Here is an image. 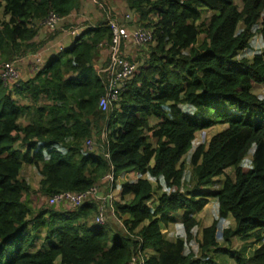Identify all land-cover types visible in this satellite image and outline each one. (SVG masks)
I'll return each instance as SVG.
<instances>
[{"label": "trees", "instance_id": "trees-1", "mask_svg": "<svg viewBox=\"0 0 264 264\" xmlns=\"http://www.w3.org/2000/svg\"><path fill=\"white\" fill-rule=\"evenodd\" d=\"M123 1L154 45L109 112L98 105L105 84L96 70L111 40L107 20L86 26L30 79H0V264H129L139 252L145 264H215L211 251L264 264V97L252 92L264 85V48L239 59L255 33L264 45V0ZM81 7L82 0H0V71L39 50L35 40L51 13L65 20ZM216 126L227 128L195 145L197 134ZM103 133L108 160L101 146L86 148L89 140L103 143ZM187 155L192 183L184 191ZM24 166L38 171V194L47 200L99 187L113 173L110 188L119 181L120 198L112 216L123 228L96 224L99 206L91 198L34 210ZM131 174L138 178L124 180ZM143 176L165 189L154 204ZM218 181L219 190L208 192ZM210 198L218 220L234 219L223 230L226 243H261L248 258L219 246L217 219L203 229L200 257L188 249L199 227L195 215ZM179 212L185 239L170 241L163 229Z\"/></svg>", "mask_w": 264, "mask_h": 264}, {"label": "rangeland", "instance_id": "rangeland-1", "mask_svg": "<svg viewBox=\"0 0 264 264\" xmlns=\"http://www.w3.org/2000/svg\"><path fill=\"white\" fill-rule=\"evenodd\" d=\"M99 4H94L92 0H82V7L81 11L79 13H74L73 16L70 18H67L63 21H61L57 27L54 29L55 31H50L46 27L42 28L40 31L39 36L36 38L35 43H41L39 46V50L36 52L30 53L29 55L36 56L32 57L30 59L28 58V54L22 57V61L20 64H24L29 69H25V78L21 76V73L19 71V76L23 81H26L29 79L30 73L31 77L34 76V67H37L39 69L43 68L54 56H56L61 49H68L71 48L75 42V36L73 35L74 31H83L86 26H93L96 24V22L104 21L107 18L115 17L120 22H124L125 24L127 22V26L130 29L139 28L141 26L138 25V18H133L130 21H125V17L130 14H134L132 12H129L126 6V3L123 0H98ZM238 3V0L236 1ZM111 15V16H110ZM210 16L209 14L204 15V18H207ZM0 18H3L2 15H0ZM143 27V26H142ZM72 29V30H71ZM150 30V29H148ZM154 43H148L145 45H138L136 43L132 44L129 43L127 46L130 48L131 52H125L124 54L128 56L129 59L135 61V63L141 68L144 61L148 57V54L150 52V46H153ZM264 48L261 36L259 34L254 35L250 42V48L246 51L242 52L239 55V59L242 57H248L252 58L255 54L261 52ZM41 51V52H40ZM131 53V54H127ZM108 52L103 51L102 52V60L99 65L96 66V70L99 68H102L105 61L108 59ZM25 59V60H24ZM11 63V62H9ZM15 64V63H14ZM15 67L18 68V63L15 64ZM253 94H256L260 97H264V85H257L253 89ZM151 125H155L156 121L154 119L150 120ZM227 126H216L212 129L202 131L201 133L197 134L195 145L199 144H206L208 145L209 141L212 139L213 136L218 134L219 132L226 129ZM94 143V149L93 151H89V153H94V151L101 146L103 143H98L97 141L93 140ZM252 153L253 149L249 152L247 157L245 158L243 162V166H251L252 167ZM190 155H187L183 159V163L185 166V177H184V191L187 190L192 183V167L189 162ZM32 166H24L22 170V178L28 180L30 184L33 187V192L31 197L29 198L31 203V207L34 210H37L39 207L46 208L47 206V199L43 196H40L38 194V188H39V181H40V175L36 169H34ZM247 168V167H246ZM225 176L234 177V173L231 170H227ZM225 176L218 178L217 180H224ZM138 176H133L131 174L130 176L124 177V180H135ZM147 180H150L151 184L154 188V194L151 199V204H154L158 197L162 193L165 192L164 188L159 187V183L156 180H153L152 178L145 176L143 177ZM219 183V181H218ZM222 183V182H221ZM221 183L215 184L211 188L208 189V192H216L221 187ZM110 185L108 183L102 182V185L99 186V191L101 195H105V191H107L108 187ZM119 191H120V183L117 181L112 187V192L110 193L111 197L116 199V202L119 201ZM55 210L63 209L61 208H54ZM65 210V209H63ZM48 216V215H47ZM183 212L176 213L173 217H175L176 222L174 224H170L167 228L163 229V233H165L167 239L170 241L175 239H185V233L183 230V221H182ZM197 221H199V227L195 230L197 231V236L194 238V241H192L188 245V249L191 250L196 254L197 257H200L201 251H200V244L202 242V232L205 227H208L212 225V223L218 218V202L215 198L209 199V204L204 208V210L198 214L195 215ZM231 220H218V241L219 246L223 249H230L239 252L241 255L246 256L248 258L252 252L258 248L261 243H257L254 240H249L247 242L240 240L239 238L233 239L229 244L226 243L223 239V230L228 229L229 227L234 226V219L230 216ZM108 226L114 227H122V223L119 221H116V219L110 214L108 215V223L106 224ZM210 256L213 258V261L215 264H238L233 258H230L228 255L223 253H214L213 251L210 252ZM56 264H59L57 261Z\"/></svg>", "mask_w": 264, "mask_h": 264}, {"label": "built area", "instance_id": "built-area-1", "mask_svg": "<svg viewBox=\"0 0 264 264\" xmlns=\"http://www.w3.org/2000/svg\"><path fill=\"white\" fill-rule=\"evenodd\" d=\"M94 4H99L98 0H92ZM130 17L127 16V19ZM62 21V18L58 17L56 14L51 13L47 20L44 22L50 30H54L57 25ZM109 26L112 33L111 42L108 45L109 49V62L108 64L101 68L98 75L104 80L105 93L99 100L100 109L107 113L114 102H117L120 95L125 91L127 86V81H129L135 71L136 65L130 63L125 59L122 53V46L125 42H134L136 44L147 43L152 40L151 32L144 29L128 30L123 24L119 22L117 18H111L109 20ZM73 35L77 38L81 35L80 31H74ZM63 49H61L62 51ZM19 78V72L15 67L14 62L4 63L0 71V79L3 82H15ZM103 143L105 146L102 147V153L104 157L108 160V143L106 141V135H102ZM89 150H93L94 143L88 141L86 143ZM113 170V167H111ZM105 181L112 185L114 182V175L110 173L105 177ZM111 190L105 191V195H101L99 187H92L84 193H74L70 191L60 192L52 195L48 200V205L59 206L68 205L70 207H78L82 205L87 199H93L98 202V213L94 219L96 224L105 225L108 223V215H114L113 203L116 200L111 197ZM107 207H109L110 213L107 214ZM146 258V257H145ZM139 252V254L132 257L129 264H145L146 259Z\"/></svg>", "mask_w": 264, "mask_h": 264}, {"label": "clouds", "instance_id": "clouds-1", "mask_svg": "<svg viewBox=\"0 0 264 264\" xmlns=\"http://www.w3.org/2000/svg\"><path fill=\"white\" fill-rule=\"evenodd\" d=\"M96 5V4H95ZM111 16V15H110ZM127 16H129L130 18L129 19H127ZM126 17H125V21H130V20H132L133 18L135 19V17H134V14H132V15H130V14H128ZM111 18H115V17H110V18H107L106 20L108 21V24H109V20L111 19ZM63 21V20H62ZM120 22V21H119ZM121 24H123L128 30H135V29H144V30H147V29H145V28H143V27H139V28H133V29H130L128 26H127V23H129V22H127L126 24L124 23V22H120ZM46 27V26H45ZM110 27V26H109ZM47 28V27H46ZM48 29V28H47ZM85 29V28H84ZM50 30V29H49ZM72 30V29H71ZM50 31H54V30H50ZM77 31V30H76ZM111 31V30H110ZM147 31H149V32H151L150 30H147ZM81 33H82V31H80ZM151 34H152V32H151ZM111 36H112V33H111ZM76 38V37H75ZM152 40H153V36H152ZM152 40L151 41H149V42H147V43H143V44H141V45H145V44H148V43H150V42H152ZM110 42H111V40H110ZM129 43H132V44H134V42H125L124 44H123V46H122V53H123V56L125 57V59L127 60V61H129L130 63H133V64H135L137 67H136V71H135V73L138 71V69H139V66L135 63V62H132L129 58H128V56L127 55H125L124 54V52H125V46L127 45V44H129ZM110 44V43H109ZM109 44H106V46L105 47H107L106 49H107V52H108V54H109V49H108V45ZM138 45H140V44H138ZM101 47V46H100ZM63 51V50H62ZM61 52V51H60ZM22 58V57H21ZM21 58H17L16 60H14L13 62L16 64V63H19L18 61L19 60H21ZM108 62H109V56H108ZM7 63H9V62H7ZM12 63V62H11ZM108 64V63H107ZM103 68V67H102ZM34 69H36V71H34L35 73L38 71V69L39 68H37V67H34ZM101 69V68H100ZM100 69H99V71H100ZM18 70V69H17ZM20 70H18V72H19ZM98 71V72H99ZM135 73H134V75H135ZM133 75V76H134ZM19 79H20V76H19V78H18V80H16L15 82H17V81H19ZM10 82H13V81H10ZM10 82H4L5 84H7V83H10ZM128 82V81H127ZM105 91V90H104ZM105 93V92H104ZM104 95V94H103ZM100 100V99H99ZM99 105V104H98ZM100 108V107H99ZM102 111V110H101ZM109 111H110V109H109ZM108 111V112H109ZM103 112V111H102ZM105 113V112H104ZM105 135H106V133H104ZM103 135V134H102ZM102 138V137H101ZM89 141H93V140H89ZM106 141H107V135H106ZM88 142V141H87ZM86 142V143H87ZM108 143V142H107ZM104 144L105 143H103L102 145H101V147H103L104 146ZM86 148H87V145H86ZM88 149V148H87ZM94 149V148H93ZM89 150V149H88ZM89 151H93V150H89ZM34 168V167H33ZM35 169V168H34ZM22 175V174H21ZM107 177V176H106ZM103 182H106V183H108L107 181H105V178L103 179ZM109 184V183H108ZM111 186V185H110ZM110 186L108 187V189L107 190H111L112 191V189L110 188ZM60 193V192H59ZM50 198V197H49ZM49 198H48V200H49ZM48 200H47V206L48 207H51V206H49L48 205ZM60 206V205H59ZM63 206V205H62ZM54 207V206H53ZM55 207H58V206H55Z\"/></svg>", "mask_w": 264, "mask_h": 264}, {"label": "crops", "instance_id": "crops-1", "mask_svg": "<svg viewBox=\"0 0 264 264\" xmlns=\"http://www.w3.org/2000/svg\"><path fill=\"white\" fill-rule=\"evenodd\" d=\"M125 49H126V52H128V51L131 52V51H130V48H129L127 45L125 46ZM40 52H41V51H40ZM127 54H131V53H127ZM28 55H29V54H28ZM32 57H36V56H32ZM32 57H31V55H29L27 59H30V58H32ZM24 60H25V59H24ZM18 62H19V63H18V68H19V70H20L21 76H22L23 78H25V76H26V75H25V73H26V72H25V69H29V68L26 67L23 63L20 64V62H23V61H22V58H21V60H19ZM31 74H32V72L30 73L29 79H30V77H31ZM31 168H32V167H31ZM21 176H22V175H21ZM143 177H145V176H143ZM40 178H41V177H40ZM27 181H28V180H27ZM105 183H106V182H105Z\"/></svg>", "mask_w": 264, "mask_h": 264}]
</instances>
